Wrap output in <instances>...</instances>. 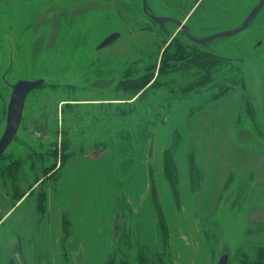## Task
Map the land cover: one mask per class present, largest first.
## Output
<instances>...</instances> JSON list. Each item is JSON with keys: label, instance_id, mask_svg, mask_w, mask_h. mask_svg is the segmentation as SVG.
I'll return each instance as SVG.
<instances>
[{"label": "rangeland", "instance_id": "rangeland-1", "mask_svg": "<svg viewBox=\"0 0 264 264\" xmlns=\"http://www.w3.org/2000/svg\"><path fill=\"white\" fill-rule=\"evenodd\" d=\"M16 1L0 4V20L17 21L22 26L17 30L19 36L9 31L13 61L9 52L0 54V137L11 94L2 74L12 65L7 77L12 84L38 79L46 83L28 96L20 130L0 159V199L4 197L6 208L25 197L27 200L0 228V245L14 231L23 247L35 248L32 264L56 263V254H52V260L40 252L42 222L34 221L44 216L37 215L35 202L49 187L56 190L55 198L65 216L80 211L79 207L71 210L72 203L84 204L85 224L79 219L73 224L83 227L86 236L78 238L80 230L74 226L72 238L102 249L97 254L101 262L95 264H140L138 233L133 225V246L123 248L124 239L116 230L117 210L127 191L133 195L139 190L143 197L141 178L137 177L134 184L131 180L137 175L136 165L150 155L155 132L167 116L174 115L182 122L192 108L190 123L204 118L210 121L206 141L200 147L205 155L204 149L214 134V121L231 112L237 120L242 99L236 125L242 138L238 141L264 153V7L247 29L232 35L247 23L263 0H146L156 20L163 15H178L179 21L173 24L152 22L144 13L143 0H75L83 4L85 14L79 27L75 21L74 27L65 26L61 0H31L32 12L29 0ZM93 6L100 9H90ZM113 32L121 33L120 41L97 51ZM214 35L225 36L200 42ZM194 50L225 60L216 62L201 88L194 92L186 89L177 96L171 92L182 90L191 79V74L185 80L180 76L181 71L192 70L187 59ZM177 70V77H166ZM176 81L178 84L173 85ZM222 87L229 89L223 92L226 97L210 102ZM204 101L208 103L196 108ZM189 143L190 149L194 146L198 151L194 141ZM195 151L193 161L198 166ZM105 153L114 160V167L88 163L92 156ZM91 164L94 169L86 168ZM79 166L84 168L77 169ZM250 174L230 177V193L216 215L201 216L214 255L212 264H218L223 255L229 256V264H240V247L264 244V189L258 185L264 184V170ZM62 186L66 202L60 200ZM154 218L152 210L146 209L142 240L149 247L157 239ZM69 248L63 250L62 261L56 264H80L71 259ZM246 253L252 255L247 248Z\"/></svg>", "mask_w": 264, "mask_h": 264}, {"label": "crops", "instance_id": "crops-1", "mask_svg": "<svg viewBox=\"0 0 264 264\" xmlns=\"http://www.w3.org/2000/svg\"><path fill=\"white\" fill-rule=\"evenodd\" d=\"M213 97L211 100L209 98L206 101L210 100L212 102ZM206 101L201 102L196 108L208 103ZM191 111L192 108L182 118V122H179L180 119L174 115L167 116L164 123L156 130L153 139L154 145L151 148L150 155L146 156V159L139 165H136V167H139L136 171L137 175L131 180L132 184H134L137 177L138 179L141 178V185H144L143 197L141 194L139 195V190L133 193V195H130L129 191L124 193L121 196V200H124L127 204L129 214H124V216L119 205L116 217V230L119 237L124 239L123 248L127 247L125 241L129 240L130 245L133 246L132 234L134 225L135 232L137 231L138 233L136 239L137 250L139 246L152 255L163 253L164 243L152 191L154 190L167 228L171 257L170 264H212L214 255L208 246L201 216L203 214L208 216L216 215L222 200L230 193L228 191L230 177L236 178L245 176L246 174L252 175L250 173L254 174L260 172L262 169L264 170V153L261 154L260 152L262 149L256 151L254 148L246 147L238 141L239 138H242L238 133V127H236L239 124L242 112V99L241 105L239 104V116H237V120H235V116L231 112L225 116H218L217 120L214 121L215 127L212 140L209 141L207 149H204L206 157H204L205 155L200 147L206 141L205 131L210 121L204 118L203 120L198 119L193 124L192 122L190 123L192 121ZM176 134L178 140H180V145L174 153L177 195H175L165 173V154L174 146ZM190 141H194L198 149V151H195L198 155L196 158L198 159V169L202 172V182L197 194H194L192 185ZM88 163L108 164L114 167V160L107 153L97 155L96 157L92 156L91 161L89 160ZM82 168L84 166L77 167V169ZM86 168L94 169L95 167L94 164H91L86 165ZM64 169L60 171L59 177ZM132 170L130 173H132ZM131 178L132 174L129 179ZM258 185L264 189V184L259 183ZM55 191L49 187L46 189L45 214L41 218L38 216V220H34L35 223L42 222L40 252L51 257L52 260H54L52 254H56L55 261L57 263V261H62L63 250L70 247L69 252L72 253L71 259L75 263L95 264V261L96 263L101 262L100 256L97 255L102 252L101 248H93L91 245H84L83 242L78 243V239L72 238V229L75 226L73 222L77 223L79 219L82 225L85 224L83 221L86 219L87 213H85L84 204L72 203L70 209L74 210L75 207H79L80 211L70 212L71 217L69 215L65 216L62 214L59 202L55 198ZM64 191L65 187L62 186L59 195L60 200L66 202ZM3 198L0 199V228L13 218L27 201L25 197L14 206L6 208L4 204L6 200H3ZM35 203L38 215V202L36 201ZM146 209H151L155 216V220L153 221L156 224L154 226H156L157 232L156 243L150 247L142 240V228ZM65 219L70 223L69 232L67 233L64 226ZM53 227L55 228L54 232L52 231ZM75 227H78L80 230L78 238L82 239V237L86 236L83 227L80 225ZM10 235V237L6 238L7 241L0 245V264L34 263L35 257L33 254L35 248H31L30 246L23 247L21 239L15 235L14 231H11ZM91 237H93L92 233ZM66 243L73 245L66 246ZM123 248L122 250L124 251ZM91 252L93 253V257H91Z\"/></svg>", "mask_w": 264, "mask_h": 264}, {"label": "trees", "instance_id": "trees-1", "mask_svg": "<svg viewBox=\"0 0 264 264\" xmlns=\"http://www.w3.org/2000/svg\"><path fill=\"white\" fill-rule=\"evenodd\" d=\"M181 47L184 48L183 45H181ZM194 52L195 53L192 52V55H191V53H188L189 56L187 59V61H190V66L192 63V70H190V72L183 70V71H181L182 73L180 76L181 78H183V80H185L188 78L187 76H189L191 74V76H190L191 79L189 80L188 85L183 86L182 90H175V91L171 92L174 94L178 93L177 96L181 92L185 91L186 89H187L186 91H190V89H192V92H194L198 88H201L202 85H204L205 82H207V79L210 76L211 71H212L211 68L216 64V62H219V61L224 62L223 60H225V59H222L221 57L215 56L214 54H209V53H204V52L202 53V52H199L198 50H194ZM184 53L185 52L183 51V54ZM166 55H164V57H163V63L166 60ZM178 72H179V70H177L176 72H173L172 74H167L166 77H168V78L177 77ZM144 77H146V76H144ZM172 84L177 85L178 81H176ZM154 86H153V88H154ZM155 87H157V86H155ZM224 91L227 92V91H229V89L222 87L219 94L214 96L213 98L219 99V98L224 97L223 95H227V93H228V92L227 93L225 92L226 94L225 93L223 94ZM172 97H174V96H172ZM176 99H177V97H176ZM166 101L169 102L168 100H166ZM176 137H177V134H176ZM179 145H180V143H179V141H177V138H176V142L174 143V146L171 149H169L165 154V173H166V177L168 178L170 184L172 185V188H173L175 195H177L178 190H177L176 169H175V163H174V153L178 149ZM190 150H191V156H192V162H191L192 185H193L194 194H197L200 190V185L202 182V172L200 169H198V166L195 165V163L193 161V151H195L194 146H192V148ZM62 169H63V167H62ZM62 169H60V171ZM152 191H153L154 201H155L156 207H157V217H158V220H159V223L161 226V231H162V236H163L164 252L160 253V254L152 255V254L148 253L144 248L138 246V250H139L138 258H139L140 264H148V263L155 264L156 262L158 264H170L171 263V257H170L169 246H168L167 228H166V224L164 221L162 211H161L160 206H159L157 195L155 194L154 190H152ZM41 198L42 199L38 202V213H44L45 214V211H46V209H45L46 193L45 192ZM120 208L122 209L123 215L124 214L127 215V213L129 214V208H128V206L124 200H121ZM64 226H65L66 233L69 232L70 223L68 222L67 219L64 220ZM125 244L130 246V240L125 241ZM246 248L251 251L252 255L249 256L246 253ZM237 253H238V258L240 257L239 258L240 264H264V244L259 245V246H249V247L244 245V246L240 247V249H238ZM110 260L111 259L109 258L108 262ZM110 264H113V263H110ZM122 264H129V263L125 262Z\"/></svg>", "mask_w": 264, "mask_h": 264}, {"label": "water", "instance_id": "water-1", "mask_svg": "<svg viewBox=\"0 0 264 264\" xmlns=\"http://www.w3.org/2000/svg\"><path fill=\"white\" fill-rule=\"evenodd\" d=\"M143 8L146 12L147 5L146 0H143ZM264 7V0L262 1L261 5L251 14L249 17L247 23L237 32H234L232 35H235L249 27L252 20L256 17L257 13L261 11ZM159 22V19L156 20ZM180 27L183 26V24L179 23ZM225 35H214L208 39H205L203 41H200L201 43H205L207 41H212L217 38L224 37ZM122 38V35L120 32H113L108 37H106L98 46L97 51H103L110 46L114 45L120 39ZM199 42V41H197ZM45 84L44 79H38L35 81H28V80H20L16 82L15 84L10 85L11 88V94L10 99L7 106V117H6V124L4 131L0 137V159L5 155L8 148L12 145L14 139L16 138L22 121L24 117V111L26 106V100L31 91L34 89H37ZM218 264H229V256L223 255Z\"/></svg>", "mask_w": 264, "mask_h": 264}, {"label": "flooded vegetation", "instance_id": "flooded-vegetation-1", "mask_svg": "<svg viewBox=\"0 0 264 264\" xmlns=\"http://www.w3.org/2000/svg\"><path fill=\"white\" fill-rule=\"evenodd\" d=\"M19 1H22V0H19ZM29 1H30L29 2V6H30L29 11L32 12V8H33L34 2L31 1V0H29ZM100 1H104V2H108L109 3L112 0H100ZM15 2H17V1L15 0ZM0 4L2 6H5V0H0ZM60 4L62 6L61 7V11H60L61 12V19H62V21H64L66 23L65 26L71 25V26L74 27V25H75V26L79 27L80 22L83 21V16H85L84 10L82 9L83 8V4L75 2V0H61ZM90 9L99 10L100 8L98 6H93ZM90 9L88 11H90ZM23 12H25V10ZM144 13L151 19L152 22H156V21H154V20H156V17L153 16L152 13L148 11V9ZM16 14H18V11L16 12ZM177 17H178V15H176V16L163 15L159 19L158 23H160V24L163 23L164 24L165 22H172L171 24H173V23H176L177 21H179L177 19ZM166 19H169V21L166 20ZM74 21H75V24L73 25ZM0 26H1L0 27L1 28L0 54H3L4 52H9L10 53L9 57H10L11 61H13L12 57H14L13 56L14 51L11 50V48H10L11 41L13 40V37H11L12 35L9 33V31H13V33H15V34H17L19 36V31H17V30L22 29L21 28L22 26L17 21L16 22L14 21L13 23H11L10 20L4 19V18H2V20H0ZM184 27H186V26H182V28H184ZM67 28H69V27H67ZM6 31H7V33H5ZM11 68H12V65L9 66V68L2 74V80H3L4 84L8 88H10V85H12V83L9 82V80L7 79L8 75L11 72ZM45 83H46V80H45ZM10 90H11V88H10ZM35 90L36 89H34L33 91H35ZM33 91H31L30 93H32ZM30 93H29V95H30Z\"/></svg>", "mask_w": 264, "mask_h": 264}]
</instances>
